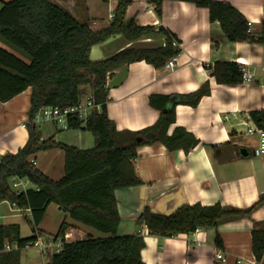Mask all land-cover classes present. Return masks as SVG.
Instances as JSON below:
<instances>
[{"label":"crops","instance_id":"1","mask_svg":"<svg viewBox=\"0 0 264 264\" xmlns=\"http://www.w3.org/2000/svg\"><path fill=\"white\" fill-rule=\"evenodd\" d=\"M7 1L10 0H0V8ZM49 1L66 9L79 22L87 19L90 29L99 31L109 25V15L118 0ZM126 1L129 2L126 22L134 19L141 26L156 29L162 26L170 30L179 40L180 52L168 68L134 61L120 66L107 77L106 112L116 128L136 131L154 124L160 109L150 104L151 97L188 94L204 83L209 85L210 92L195 106L178 103L173 108L174 122L167 134L171 135L179 127L192 134L198 143L188 152L182 148L169 150L160 142L137 148L133 165L142 183L115 190L120 217L117 234L142 237L144 246L140 257L144 264H264V259L256 262L251 249V230L256 224L264 227V202L250 216L225 220L216 228L198 229L188 235L152 234L144 224L137 222L145 206L161 214H170L179 206L194 203L247 208L264 196V155L253 153L261 128L251 116L254 111L264 113V37L260 43L229 41L219 22L210 21L206 7L186 0H162L160 17L153 0ZM219 1L228 2L238 10L249 22L252 33L264 23V0ZM164 44L165 37L160 33L133 41L116 35L92 46L89 56L100 60L125 48H154ZM0 47L27 60L1 38ZM215 61L240 64L242 70L251 74L250 80L238 84L219 83L211 69L204 66ZM30 94L28 87L12 99L0 101V156L16 153L28 139ZM161 101L157 99L156 103L162 105ZM170 108L171 102L166 103L164 112ZM38 124L41 140L52 138L56 143L80 149L94 145V136L88 130L59 129L51 122ZM29 160L49 178L58 181L63 177L62 149L42 150ZM32 187L29 183L27 189ZM49 213L54 220L50 221ZM63 221L70 224L65 233L67 241L87 234L102 235L70 219L55 203L47 206L36 232L44 235L40 236L44 240L53 238ZM25 222L33 227L28 208L17 210L8 201L0 202V224H17L20 233ZM216 232L223 240L222 248L215 245ZM28 236L20 234V237ZM9 245L11 249L16 248L15 243ZM35 247L26 246L21 250L19 264H48L47 258L51 259L53 250L43 252Z\"/></svg>","mask_w":264,"mask_h":264},{"label":"trees","instance_id":"2","mask_svg":"<svg viewBox=\"0 0 264 264\" xmlns=\"http://www.w3.org/2000/svg\"><path fill=\"white\" fill-rule=\"evenodd\" d=\"M198 7H206L210 21H218L229 41L262 42L264 23L257 32H250L246 18L232 5L219 0H186ZM156 14L161 16L162 0H153ZM118 0L114 18L102 30L93 31L88 20L79 22L66 9L49 0H10L0 8V38L23 53L27 60L0 47V101L6 102L28 87L31 88L28 109V139L16 153L0 156V202L15 203L31 212L32 234L20 237L17 224H0V264H19L20 252L40 236L36 231L47 206L55 203L70 219L89 226L102 235L87 234L81 239L67 241L70 224L63 221L53 238H61L58 252H53L49 264H144L140 250L144 246L140 235L117 234L120 217L115 190L142 183L136 175L133 160L141 145L160 142L169 150L182 148L188 152L198 140L184 128L168 127L174 122L173 108L178 103L195 106L210 92L207 83L196 91L183 95L151 97L150 104L160 109V116L151 126L140 130H118L108 117L107 77L122 65L145 61L156 68L173 59L180 52L179 40L170 30L160 26H141L134 19L125 21L128 5ZM78 6H81L77 2ZM153 33L165 37V44L154 48H125L110 57L92 60L90 49L116 35L128 41ZM219 83L238 84L242 81V66L236 62L215 61L205 64ZM90 96L94 108L83 123L75 115L67 117L66 129H84L94 136L91 148L80 149L59 144L52 138L41 140L35 116L45 106L60 109L76 105ZM161 99V104L156 100ZM171 108L164 112V105ZM258 127L264 129V113L251 112ZM58 147L64 151L63 177L55 181L30 162L39 151ZM16 176L33 187L17 194L10 185ZM262 202V196L247 208L222 206L216 203L185 204L170 214H161L145 206L137 218L152 234L175 236L191 234L198 229L214 227L225 220L250 216ZM217 247H223L218 232L214 238ZM16 244L5 250L6 244ZM251 249L256 262L264 259V227L256 224L251 230Z\"/></svg>","mask_w":264,"mask_h":264},{"label":"built area","instance_id":"3","mask_svg":"<svg viewBox=\"0 0 264 264\" xmlns=\"http://www.w3.org/2000/svg\"><path fill=\"white\" fill-rule=\"evenodd\" d=\"M110 20L114 18L113 12L109 15ZM174 63V58L166 61L164 66L166 68L172 66ZM251 78V74L245 70H242V80L248 81ZM94 108V105L91 102L90 96H87L85 101L78 103L73 106H69L63 109L45 106L39 110V112L35 116V123L41 122H51L59 129L67 128V117L69 115H75L79 120L83 123L88 117L90 110ZM255 155H264V129L259 130V139L257 146L253 150ZM29 182L25 179L18 178L16 176H12L10 178V185L12 189L17 193H21L27 190V185ZM11 207H14L17 210H21L22 208L18 207L15 203H10ZM66 239V238H65ZM62 240L61 238H48L47 240L42 239L40 236L37 237L36 241H34L31 245L37 246L40 250L45 252L47 249L53 250V252H58L61 248ZM26 246H30L26 245ZM5 250H10L11 246L9 244L5 245ZM52 252V253H53ZM218 258L222 259V255L218 254Z\"/></svg>","mask_w":264,"mask_h":264},{"label":"rangeland","instance_id":"4","mask_svg":"<svg viewBox=\"0 0 264 264\" xmlns=\"http://www.w3.org/2000/svg\"><path fill=\"white\" fill-rule=\"evenodd\" d=\"M85 94H86V90L83 88V90H82L83 101H85V99H86ZM38 125L40 126V124H37V129H38V127H39ZM27 186H28V185H27ZM52 206H54V205H52ZM50 208H55V207H50ZM54 210H55V209H54ZM49 216H51L50 221H52L51 219L54 220L52 214L49 213ZM2 221H3V220H2ZM2 221H1V222H2ZM31 233H32V228H31L30 223H27V222L23 223L22 226H21L20 234H21L22 236H28V235H31ZM40 236H44V235H42V234L40 233ZM32 247H34V246H27V248H32ZM35 248H37V247H35ZM37 249H38V248H37ZM47 259H48V264H49L51 259H50V257H48ZM49 259H50V260H49Z\"/></svg>","mask_w":264,"mask_h":264}]
</instances>
